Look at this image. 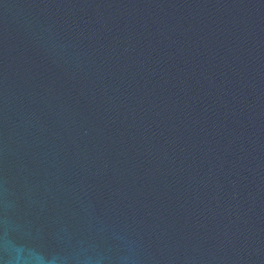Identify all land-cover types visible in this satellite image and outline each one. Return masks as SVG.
I'll return each instance as SVG.
<instances>
[{"label": "water", "instance_id": "95a60500", "mask_svg": "<svg viewBox=\"0 0 264 264\" xmlns=\"http://www.w3.org/2000/svg\"><path fill=\"white\" fill-rule=\"evenodd\" d=\"M264 264V0H0V264Z\"/></svg>", "mask_w": 264, "mask_h": 264}, {"label": "clouds", "instance_id": "9594fccd", "mask_svg": "<svg viewBox=\"0 0 264 264\" xmlns=\"http://www.w3.org/2000/svg\"><path fill=\"white\" fill-rule=\"evenodd\" d=\"M22 259L19 255L15 258L16 264H19V261Z\"/></svg>", "mask_w": 264, "mask_h": 264}]
</instances>
